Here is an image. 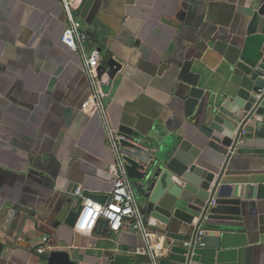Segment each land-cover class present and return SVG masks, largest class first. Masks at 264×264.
<instances>
[{"label": "crops", "instance_id": "0c3cea01", "mask_svg": "<svg viewBox=\"0 0 264 264\" xmlns=\"http://www.w3.org/2000/svg\"><path fill=\"white\" fill-rule=\"evenodd\" d=\"M73 13L86 49L102 52L112 128L160 146L199 136L205 167L240 201L208 216L217 247L186 249L176 241L188 238L150 227L167 237L155 263L264 264V123L249 121L232 151L199 133L234 93L235 67L264 56V0H82ZM65 28L60 0H0V264H46L54 251L75 264H152L126 224H66L77 190L110 201L114 155Z\"/></svg>", "mask_w": 264, "mask_h": 264}, {"label": "water", "instance_id": "95a60500", "mask_svg": "<svg viewBox=\"0 0 264 264\" xmlns=\"http://www.w3.org/2000/svg\"><path fill=\"white\" fill-rule=\"evenodd\" d=\"M233 71L234 93L223 96L211 107L199 129L206 140L229 150H234L243 137L242 129L245 133L251 130L247 126L249 121L264 123V93L259 92L264 88V56L251 66L239 63ZM200 146L197 135L191 140L160 146L126 133V139L120 142L119 153L126 173L150 227L189 240L198 225L205 233L213 232L206 226L208 216L238 211L239 199L232 197L231 188L220 184L219 175L205 167L199 157ZM86 197L100 204L105 200L97 193ZM82 209L79 205L70 212L66 224L74 227ZM218 240V237L203 235L201 243L194 247H217ZM176 242L189 249L184 245L186 241ZM44 259L46 264H75L64 251H54Z\"/></svg>", "mask_w": 264, "mask_h": 264}, {"label": "built area", "instance_id": "2783aa9c", "mask_svg": "<svg viewBox=\"0 0 264 264\" xmlns=\"http://www.w3.org/2000/svg\"><path fill=\"white\" fill-rule=\"evenodd\" d=\"M82 0H60L66 17V28L60 38L61 43L70 51L78 53L82 59L84 73L92 88L93 100L100 108L105 124L108 142L114 155V163L111 166L112 190L110 192V201L107 203H97L90 200L81 191L77 190L76 195L82 200V211L77 218L74 229L87 231L90 225L96 221L102 220L106 227L114 234L119 233L124 225L131 227L132 231L139 235L144 243L143 249H136L135 253L148 257L152 264L160 258L164 250L167 237L166 235L155 232L148 225L147 219L138 206L137 199L132 190L131 181L126 173L125 164L119 153L120 142L126 139V136L119 134L108 123L102 110V101L104 96L105 78L99 73V67L102 60V52L99 49H86V34L81 28V24L74 15V9ZM104 75V74H103ZM264 93V88L259 90ZM244 136V129L241 130ZM242 142V139L238 141ZM204 230L201 225L195 229L192 239L184 242L189 249L201 243Z\"/></svg>", "mask_w": 264, "mask_h": 264}]
</instances>
